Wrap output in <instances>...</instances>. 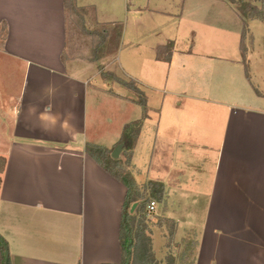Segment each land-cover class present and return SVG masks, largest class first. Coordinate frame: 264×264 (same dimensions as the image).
I'll return each mask as SVG.
<instances>
[{
  "label": "crops",
  "instance_id": "0c3cea01",
  "mask_svg": "<svg viewBox=\"0 0 264 264\" xmlns=\"http://www.w3.org/2000/svg\"><path fill=\"white\" fill-rule=\"evenodd\" d=\"M74 15L98 47L118 26L113 47L78 53ZM102 71L146 98L138 138L116 159L135 187L163 191L154 200L163 220L145 229L155 261L264 264V23L226 0H0L10 264L121 261L127 188L85 146L111 157L142 109Z\"/></svg>",
  "mask_w": 264,
  "mask_h": 264
},
{
  "label": "trees",
  "instance_id": "16d2710c",
  "mask_svg": "<svg viewBox=\"0 0 264 264\" xmlns=\"http://www.w3.org/2000/svg\"><path fill=\"white\" fill-rule=\"evenodd\" d=\"M228 1L232 5H236L237 1L241 2L243 8L236 7V9L242 18L257 19L264 23V0ZM110 74L111 73H109V76H111ZM103 76L108 77V74H103ZM111 78L123 86L135 91L138 95L137 103L142 109V116L140 119L129 122L123 126L119 140V144L126 143L129 148H132L138 138L142 122L145 118H147L146 98L134 83H127L113 74ZM257 93L259 92L257 91ZM127 140L132 142L131 145L127 143ZM85 151L89 156H91V158L105 168V170L117 179H120L127 188L125 200L123 202V213L119 229V242L121 245V261L119 264H158L151 253L150 240L145 233L146 226L138 228L136 225L137 220L135 215L126 212V209L130 208L133 203H137L138 200L137 193H135L136 187L133 184L132 178H130L127 174H122L121 170L124 169L122 168L123 165L118 159H112L109 155L110 151L107 149L88 143L85 146ZM150 185L152 188L157 189L156 191H153V193L156 192V196L160 200L163 195L162 189H160L157 184ZM6 251H8L7 242L0 235V264L5 263ZM6 264H10L9 257L7 258Z\"/></svg>",
  "mask_w": 264,
  "mask_h": 264
},
{
  "label": "rangeland",
  "instance_id": "374dc122",
  "mask_svg": "<svg viewBox=\"0 0 264 264\" xmlns=\"http://www.w3.org/2000/svg\"><path fill=\"white\" fill-rule=\"evenodd\" d=\"M226 1L230 5H232L228 0H226ZM232 6L234 7V9L236 11H237L236 7L243 8V5L241 4L240 1H237V4L236 5H232ZM78 18L79 17L75 16V15L72 17V19H73L72 23H73L74 29H75L74 32H75V36H76V43H77V45H79V51H77L78 53L86 54L89 51L91 53L93 50H95V52L107 51L108 49L113 47L114 42H115V38L117 37L118 31H119L118 30V26L112 27L110 29V36L111 37L109 39H106L107 43H105L102 47H98L97 43L100 42V38L99 37L90 36L89 34L88 35L87 34L84 35L83 29H82V26H81V22L79 21ZM244 20L248 21V20H257V19H244ZM243 26H244V30H245V25H243ZM247 35L251 38V34L249 33L248 30H247ZM101 73L102 74H108V77H110V78L112 77V74H110L111 76H109V73H107V72L105 73V72L102 71ZM247 73H248V70H247ZM126 82L127 83H133V81H126ZM127 143L129 145H131L132 142L130 140H127ZM122 168H124V169L121 170L122 174H124V175L127 174L131 178V174L126 169V167L123 165ZM156 190L157 189L152 188L150 184H146V185H143V186H140V187H136V192L135 193H137V197H138L137 204H136V206L134 207V209L132 211H131V207H130V208L126 209V212L135 215V218L137 220L136 225L138 226V228H142V226H147L148 223L151 222V220L158 219V223L160 222V220L161 221L163 220L162 218L158 217V215H156L154 213L148 214L146 212V209H147L146 206L150 202V200H155L156 202L158 200V197L156 196V192L153 193V191H156ZM165 220L166 219H164V221Z\"/></svg>",
  "mask_w": 264,
  "mask_h": 264
},
{
  "label": "water",
  "instance_id": "95a60500",
  "mask_svg": "<svg viewBox=\"0 0 264 264\" xmlns=\"http://www.w3.org/2000/svg\"><path fill=\"white\" fill-rule=\"evenodd\" d=\"M121 147H122V144H117L114 149L112 150L111 152V157L116 159L118 158L119 156V152L121 150ZM137 203H133L132 206H131V211L134 209V207L136 206ZM9 257V254H8V251L5 252V263L6 264V261H7V258Z\"/></svg>",
  "mask_w": 264,
  "mask_h": 264
},
{
  "label": "built area",
  "instance_id": "2783aa9c",
  "mask_svg": "<svg viewBox=\"0 0 264 264\" xmlns=\"http://www.w3.org/2000/svg\"><path fill=\"white\" fill-rule=\"evenodd\" d=\"M155 204H156V202L154 200H150V202L147 204L146 212L148 214L154 213L157 215V212L155 211Z\"/></svg>",
  "mask_w": 264,
  "mask_h": 264
}]
</instances>
